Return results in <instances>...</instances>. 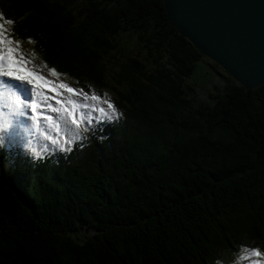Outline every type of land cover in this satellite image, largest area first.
Here are the masks:
<instances>
[{
    "label": "trees",
    "instance_id": "trees-1",
    "mask_svg": "<svg viewBox=\"0 0 264 264\" xmlns=\"http://www.w3.org/2000/svg\"><path fill=\"white\" fill-rule=\"evenodd\" d=\"M0 11L55 73L113 88L118 115L41 159L0 146V264H231L264 251V86L229 76L196 107L185 80L205 55L163 0H0Z\"/></svg>",
    "mask_w": 264,
    "mask_h": 264
},
{
    "label": "rangeland",
    "instance_id": "rangeland-1",
    "mask_svg": "<svg viewBox=\"0 0 264 264\" xmlns=\"http://www.w3.org/2000/svg\"><path fill=\"white\" fill-rule=\"evenodd\" d=\"M0 23H4L8 34L14 37L12 32V24H7L6 20L2 18H0ZM14 41L15 43L13 46L17 48V54H22L24 61L26 62V66L30 70L35 71L38 75H44L45 78L54 81L56 86H59L61 83H66L69 86L75 88L78 93L81 91L86 93L88 97H91L93 93L102 97L100 101H93L91 99H83L80 95L73 96L72 94L66 93V99L75 100L78 102V104H88L94 108L104 107L109 113L112 112V109L108 108V104L105 101H110L115 105L117 94L115 91H113V88L106 89L103 96L95 88H93L94 91H89L78 86L76 81H73L67 76H62L57 73L54 75L53 70L44 64L41 56L36 52L32 41H20L16 37H14ZM120 44L126 48L127 54L132 53L133 55L142 58L144 61H146L149 68L155 67L148 52L141 48L136 35L122 34L120 37ZM107 67L108 74L106 77L108 83L116 85L113 78L119 70L118 65L114 60H112L107 64ZM229 76L230 74L226 72L221 66L205 56V59L198 64L196 72L185 80V83L192 90L190 95L192 103L196 107L201 106L202 104L210 105L213 103L211 96L216 92L217 87H223V83L226 82V79ZM29 87H32V85H29ZM62 91L66 92V90ZM1 100L3 99L1 98ZM0 102L2 103V101ZM76 111L79 115L81 109L77 107ZM83 111L90 119L95 117V119H92L90 130H83L81 132L83 137H86L87 131L93 130L97 124L109 120L102 118L99 112L91 111L89 108H84ZM115 112L117 114L116 107ZM48 114L55 118L56 123H61V130L60 126L59 130H57L51 126L49 121L44 119H41V125L37 127L35 121L30 120L31 114L25 117H12L9 112L7 113V116L0 115V139L3 140L4 144H15L18 149L24 151L35 159H41L46 155L61 151V147L67 146L64 144V141H68L72 147L73 144L82 140L76 136V129L66 125L59 114L52 112H49ZM117 117L118 115H116V118ZM9 121H11L9 131H11L12 128H15V134L11 138L4 136L5 131H8L7 127L9 125ZM23 123L26 124L25 128L22 127ZM49 137L54 138L56 140V144H53ZM36 140L37 142H35ZM87 234L89 235L88 231ZM253 249L255 248H244L238 254H234L233 262L231 264H257L258 261H264V256H252ZM261 252L264 253V251Z\"/></svg>",
    "mask_w": 264,
    "mask_h": 264
},
{
    "label": "water",
    "instance_id": "water-1",
    "mask_svg": "<svg viewBox=\"0 0 264 264\" xmlns=\"http://www.w3.org/2000/svg\"><path fill=\"white\" fill-rule=\"evenodd\" d=\"M167 17L247 89L264 86V0H163Z\"/></svg>",
    "mask_w": 264,
    "mask_h": 264
},
{
    "label": "snow or ice",
    "instance_id": "snow-or-ice-1",
    "mask_svg": "<svg viewBox=\"0 0 264 264\" xmlns=\"http://www.w3.org/2000/svg\"><path fill=\"white\" fill-rule=\"evenodd\" d=\"M0 18L6 20L7 24L15 23L2 11H0ZM14 43V37L8 34L5 24L0 23V88L4 90L7 100L5 108L12 117H25L31 114L30 120L35 121L37 127L40 126L41 119H44L49 121L53 128L59 130V124L55 122V118L48 114L49 112L57 113L66 125L76 129V136L80 139H86L81 135V132L90 130L92 119H95V117L90 119L84 113V108L99 112L101 117L105 119L116 118L115 105L110 101L105 102L108 104V108L112 109L111 113L106 111L104 107L94 108L88 104H78L75 100L66 99V93L73 96L80 95L83 99L93 101H100L102 97L95 93L88 97L86 93L82 91L78 93L75 88L66 83L56 86L54 81L45 78L44 75H38L26 66L22 54H17V48L13 46ZM53 74H56L54 70ZM29 85L34 87H29ZM62 90H66V92ZM77 107L81 109L79 115L76 111ZM14 134L15 128H12L11 131H5L4 136L11 138ZM49 139L52 140L53 144H56L54 138L49 137ZM64 144L67 146L61 147V151L72 150L68 141H64ZM2 145L3 140L0 139V146ZM252 256L262 257L264 253L259 249H253ZM257 264H264V261H258Z\"/></svg>",
    "mask_w": 264,
    "mask_h": 264
},
{
    "label": "bare ground",
    "instance_id": "bare-ground-1",
    "mask_svg": "<svg viewBox=\"0 0 264 264\" xmlns=\"http://www.w3.org/2000/svg\"><path fill=\"white\" fill-rule=\"evenodd\" d=\"M21 83H27V82H21ZM32 87H34V86H32ZM2 90H3V89L0 88V101H2V103L0 102V106H1V104L6 105V103H7V100H5V102H4V100H1ZM3 91H4V90H3ZM4 111H6V110H4ZM5 113H7V112H5ZM5 113H4V114H5ZM4 114H2V115H4ZM6 123H8V122H6ZM25 125H26V124L23 123V124H22V127L25 128ZM9 127H10V124H9L8 127H7V128H8V131H9Z\"/></svg>",
    "mask_w": 264,
    "mask_h": 264
}]
</instances>
